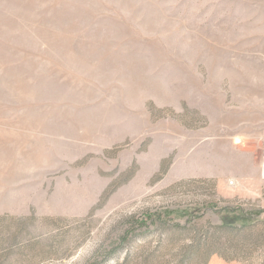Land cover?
<instances>
[{"label":"rangeland","instance_id":"374dc122","mask_svg":"<svg viewBox=\"0 0 264 264\" xmlns=\"http://www.w3.org/2000/svg\"><path fill=\"white\" fill-rule=\"evenodd\" d=\"M264 0H0V264H264Z\"/></svg>","mask_w":264,"mask_h":264},{"label":"built area","instance_id":"2783aa9c","mask_svg":"<svg viewBox=\"0 0 264 264\" xmlns=\"http://www.w3.org/2000/svg\"><path fill=\"white\" fill-rule=\"evenodd\" d=\"M260 172H261V175L264 177V153L262 155L261 162H260Z\"/></svg>","mask_w":264,"mask_h":264}]
</instances>
